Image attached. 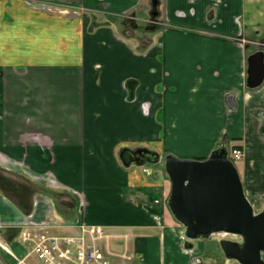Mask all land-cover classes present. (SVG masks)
<instances>
[{
	"label": "crops",
	"instance_id": "obj_1",
	"mask_svg": "<svg viewBox=\"0 0 264 264\" xmlns=\"http://www.w3.org/2000/svg\"><path fill=\"white\" fill-rule=\"evenodd\" d=\"M153 7L159 30L183 22L211 39L216 50L202 52L203 60L218 64L201 59L185 70L183 91L194 101L213 91L214 116H221L223 91L243 88L248 57L259 49L250 41H264V0H0V162L12 180L42 187L33 212L57 222L53 233L102 227L113 264H192L180 230L165 224L150 198L152 190L164 191L162 171L135 161L126 166L121 157L142 147L160 154L151 164H162L165 124L176 122L165 100L170 89L158 92L162 81L179 82L157 69L158 33L141 37L126 25L131 17L145 25ZM241 103L264 140V85L246 91ZM262 166L264 154L260 163L248 161L253 191ZM50 204L61 207L54 219ZM16 210L0 192V220L24 214Z\"/></svg>",
	"mask_w": 264,
	"mask_h": 264
},
{
	"label": "rangeland",
	"instance_id": "obj_2",
	"mask_svg": "<svg viewBox=\"0 0 264 264\" xmlns=\"http://www.w3.org/2000/svg\"><path fill=\"white\" fill-rule=\"evenodd\" d=\"M216 10L223 11L225 9L217 8ZM180 23H182L180 24L181 26L167 28V31H157L156 33H158V35L156 33L149 34V32L146 34L147 32L145 31L137 32V34H140L141 37L145 35L146 37L147 35L154 37L157 35L155 39L158 40L157 43H159L158 46L160 52L157 69L160 71L159 73L162 74L163 71L166 70L176 77L174 78L175 80H179V82L171 84L162 81L160 84L161 86L158 89V92H161L166 87L170 89L164 92L165 95L167 94L165 100L168 106L167 110L171 115L169 120L173 119L176 121L174 124L169 122L165 124L167 128L166 131L169 132H167L166 137L168 148L167 152H171L173 156L179 159L203 160V158L207 155H211L217 144L221 141L220 139L225 137V134L229 135L232 139L242 138L244 136L243 143H246L247 149L242 143H234L235 141H232V143L237 146L243 145V149L245 148L244 151H247L245 153V157L236 161V167L239 170H245V164L249 160L260 163V161H263L264 140L261 135L255 132L252 119L246 116L243 108L232 107L233 111L229 112L228 107H226L224 102L223 107L221 108V116H214V112L219 109V106H217L213 101L214 97L217 96L216 93L213 91H206L201 99H197L195 101L192 95L191 99L186 97L187 93H184L183 90L184 86L189 83V76H185L187 82L183 85L184 71H188L194 67L201 59L202 62L207 64V67L216 66L218 61L203 60L205 57H203L202 52L206 51L208 53L216 50L213 47L209 36L202 34L199 30L193 27H190L191 25L189 24L183 22ZM127 29L133 30V28L129 26H127ZM148 43L149 44H145L144 42V45L150 46V41ZM146 48H148V46ZM217 51L221 50L217 49ZM221 52H224L223 46ZM152 62L154 63L153 59ZM224 95L225 92L223 91V101ZM197 105H199V107H197ZM246 138L249 140V145L246 142ZM145 166L162 171V180L164 179L162 184L164 185V191L163 193H159V195H157L152 190L150 197L153 202H159L155 204L159 205L158 210L161 212L160 214L164 216L162 219L165 224L180 230L181 236L184 228L174 219L167 207V200L171 192V182L165 173L164 164H146ZM262 168L264 169L263 166ZM7 169L9 168L6 167V164L0 162V192L11 196L13 205L19 209L18 213L16 210V215L19 213L24 214H20L17 217H15L16 215L14 214L15 219L10 222L0 220V241L2 243H7L19 258H24L26 255V247L21 243L12 242L14 238L18 239L20 237L19 231H17V228L15 227L20 222L25 221V219L28 222L30 219H33L32 221L37 223L46 221L45 219L36 218L38 216L36 212L37 209L33 212L34 207L36 206L35 204L39 203L38 199L41 198L37 195L42 187L36 186L34 183H32V186H23L20 182L11 179L14 177L12 176L13 173H8ZM263 177L260 175H258L257 179L254 177L257 180L254 184V189L262 190L264 188L262 187ZM2 181H9L12 186L3 185ZM42 190L43 192L46 191V189ZM24 203L26 205H24ZM253 203L256 212L262 210L263 205L260 202L253 201ZM56 207L57 205L54 204L53 209V204H50V210L52 211L50 215H52L53 219L58 215V210L61 209V207L59 209ZM21 208H25V212L23 209L21 210ZM70 208L71 207L68 205V207H65L64 211H69ZM54 223L57 224L56 221ZM13 227L15 229H13ZM56 235H58V233ZM106 236L107 235L105 233L104 237L98 241V244L102 247V249L104 247V240L108 239V236ZM223 237L230 238V235L215 234L209 239H203L199 242H195L201 246L205 245L207 249L205 251L203 249L202 253L193 252L194 249L189 250L191 251L190 257L192 264H198V260H202V264H223L225 257L218 244L219 240ZM183 241L185 240L183 239ZM5 260L8 264L14 263L11 258Z\"/></svg>",
	"mask_w": 264,
	"mask_h": 264
},
{
	"label": "water",
	"instance_id": "obj_3",
	"mask_svg": "<svg viewBox=\"0 0 264 264\" xmlns=\"http://www.w3.org/2000/svg\"><path fill=\"white\" fill-rule=\"evenodd\" d=\"M263 83L264 51L260 50L248 57L246 86L256 89ZM127 153L149 159L127 160ZM121 157L126 166L134 161L139 165L160 161L158 153L146 148L125 149ZM164 168L171 182L167 206L184 228L188 250L194 248L195 241L224 233L241 238V241H220L227 259L239 264H264V210L255 212L225 145L214 150L205 160L167 155Z\"/></svg>",
	"mask_w": 264,
	"mask_h": 264
},
{
	"label": "built area",
	"instance_id": "obj_4",
	"mask_svg": "<svg viewBox=\"0 0 264 264\" xmlns=\"http://www.w3.org/2000/svg\"><path fill=\"white\" fill-rule=\"evenodd\" d=\"M232 155L240 159L242 151L235 149ZM56 227L48 220L22 226L20 242L27 249L23 259H18L7 247L0 245L17 260L16 264H112L98 244L105 235L102 227L80 224L72 234L54 235L51 230ZM0 264H8L1 254Z\"/></svg>",
	"mask_w": 264,
	"mask_h": 264
},
{
	"label": "flooded vegetation",
	"instance_id": "obj_5",
	"mask_svg": "<svg viewBox=\"0 0 264 264\" xmlns=\"http://www.w3.org/2000/svg\"><path fill=\"white\" fill-rule=\"evenodd\" d=\"M151 13H152L151 14V17L147 20V23L145 25H139V24H137L136 21L134 20L135 19L134 17H131V18L126 19V25L129 26V27H131V28H133V30L128 29V32L129 33H134L135 31H142V32L145 31V32H147L146 34H148V32H149V34L150 33L152 34V33L157 32L159 30L158 28L160 26V21H158V19L156 18V14H157L156 7H153ZM250 43L251 44H255L257 47H259V49H257L256 51H260V50L264 51V41L261 42V43H253V42L250 41ZM247 64H248V61H247ZM246 79H247V71H246ZM246 79H245V83L243 84V88L242 89H240V90L237 89L236 92L232 91V92L226 93L224 95V101H223V103L225 102L226 107H228V111L229 112L230 111H233L232 110L233 109L232 107H235V108L241 107V105H242V103H241L242 97H244V93L246 91H248V92L255 91L257 89H260L264 85V83H263L262 86H260L259 88L250 89V88H248L246 86ZM165 90H166V88H165ZM262 117H264V115H262ZM262 132L264 133V127H263V131ZM243 139H244V136L242 138L232 139L229 135H226L225 134V137H223V139L222 138L220 139L221 141L217 144L215 150L218 149V148H220L222 145H225L226 148H227V150H228V152H229V155L231 157V154H232V152L235 149H240L242 151V157L240 159L236 160V159H233L231 157L232 161L236 165V161H239L243 157H245V153L247 152V151L246 152L244 151L245 148L247 149V145H246V143H243ZM233 140L235 141L234 143H236V142L242 143L245 146V148L243 149V147H242L243 145H239V146L235 145L234 143H232ZM239 143H237V144H239ZM137 148H142V147H137ZM135 149H133V150H135ZM170 154L172 155L171 152H169V153L167 152L165 154V156L170 155ZM208 156L209 155H207L206 157L208 158ZM206 157H204L203 159H206ZM125 158L127 160H130L132 158L139 159V160L149 159V158H147L145 156L142 157V155H139V154L134 155L132 153H127L125 155ZM146 163H149V161H147ZM247 166H248V161L245 164V170H243V169H241V170L238 169V170H239V173H240V176H241V179H242V182H243V185H244V188H245V192H246V195H247L248 199L250 200V202L252 203L253 206H254L253 201L254 202H260L263 205L262 210L259 211V212H261V211L264 210V190H262V192L261 191L260 192H257L256 189L254 191H253V189H250V187L253 186V185L251 183L252 182V179H250V177L248 175ZM254 209H255V206H254ZM255 212H256V210H255ZM259 212H256V213H259ZM222 239H231V240H234V241H241V238L240 237H236L234 235H230V238H224L223 237ZM222 239H220L219 242H218L219 247H220V241ZM206 249L207 248H204V251ZM220 249H221V247H220ZM221 251H222V249H221ZM224 257H225V260H224L223 264H239L235 260H229V259H227L226 256H225V254H224Z\"/></svg>",
	"mask_w": 264,
	"mask_h": 264
},
{
	"label": "trees",
	"instance_id": "obj_6",
	"mask_svg": "<svg viewBox=\"0 0 264 264\" xmlns=\"http://www.w3.org/2000/svg\"><path fill=\"white\" fill-rule=\"evenodd\" d=\"M151 198V197H150Z\"/></svg>",
	"mask_w": 264,
	"mask_h": 264
}]
</instances>
